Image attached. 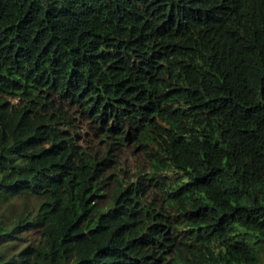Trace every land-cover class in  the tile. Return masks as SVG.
<instances>
[{"label":"trees","instance_id":"16d2710c","mask_svg":"<svg viewBox=\"0 0 264 264\" xmlns=\"http://www.w3.org/2000/svg\"><path fill=\"white\" fill-rule=\"evenodd\" d=\"M0 264H264V0H0Z\"/></svg>","mask_w":264,"mask_h":264},{"label":"rangeland","instance_id":"374dc122","mask_svg":"<svg viewBox=\"0 0 264 264\" xmlns=\"http://www.w3.org/2000/svg\"><path fill=\"white\" fill-rule=\"evenodd\" d=\"M132 165L130 164V167H131Z\"/></svg>","mask_w":264,"mask_h":264}]
</instances>
